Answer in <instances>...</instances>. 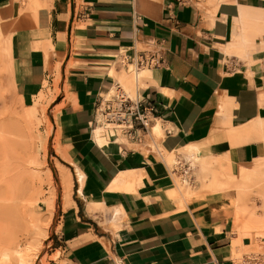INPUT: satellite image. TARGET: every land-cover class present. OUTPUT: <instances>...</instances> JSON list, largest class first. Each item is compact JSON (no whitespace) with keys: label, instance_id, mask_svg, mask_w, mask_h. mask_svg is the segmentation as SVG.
<instances>
[{"label":"crops","instance_id":"0c3cea01","mask_svg":"<svg viewBox=\"0 0 264 264\" xmlns=\"http://www.w3.org/2000/svg\"><path fill=\"white\" fill-rule=\"evenodd\" d=\"M241 6L264 0H47L35 26L8 38L15 94L31 107L44 93L57 163L73 179L54 203L51 264H234L233 191L184 196L175 180L193 171L179 153L189 144L236 173L260 156L264 49L232 52ZM143 58L158 63L136 75L121 63ZM122 74L155 107L160 137H97L95 107Z\"/></svg>","mask_w":264,"mask_h":264},{"label":"rangeland","instance_id":"374dc122","mask_svg":"<svg viewBox=\"0 0 264 264\" xmlns=\"http://www.w3.org/2000/svg\"><path fill=\"white\" fill-rule=\"evenodd\" d=\"M16 2L20 9H24L29 0ZM9 5L10 3L0 12V204L4 205L0 207V264H19L14 255L15 250L25 254L27 249L38 251V259L27 264H51L53 259L49 254L57 242L51 236L50 220L51 217L53 219L52 214L62 196V190L65 198L69 188L63 186L61 178L59 179V161L53 149L52 128L46 115V104L49 101H45L43 93L33 106L25 107L14 91V69L11 56L3 51V40L10 38L14 31L22 27L17 26ZM239 21L242 33L232 42V52L247 54L254 50H263L264 7L241 6ZM128 77L134 87L133 76L128 74ZM119 82L128 93L127 81L119 79ZM130 96L134 97L133 91ZM260 105L264 106V93L260 94ZM31 109H34L37 124L30 131L21 117ZM253 126L256 128L257 139L261 142L260 156L248 166L241 167L238 173L230 169L229 162L227 165L230 168H227V165H223V159L203 154L204 161L209 162L212 170L234 174L245 190L239 204L235 190L224 193L232 207L234 264H264V118L255 119ZM24 133L30 135L26 136ZM30 142L39 147L37 167L29 165L28 153L32 147ZM189 175L186 194L189 195L193 187L206 193L198 171L193 170ZM177 187L182 190V186ZM45 234L47 239H43ZM38 244L40 246L36 248Z\"/></svg>","mask_w":264,"mask_h":264},{"label":"bare ground","instance_id":"6f19581e","mask_svg":"<svg viewBox=\"0 0 264 264\" xmlns=\"http://www.w3.org/2000/svg\"><path fill=\"white\" fill-rule=\"evenodd\" d=\"M17 3L18 2H16V0L10 1V5L12 6L11 10L13 11V14H14L13 15L14 20H15L17 26H19V27H26V26L29 27V26H35L37 24L38 11H39V9H41V8L43 9L47 5V0H29V2L27 3V7H25L24 9H22V8L20 9L18 7ZM8 40L9 39L3 40V51L5 54H7L10 57L11 54H10V48H9ZM132 68L133 67L130 66L129 70H127V71L136 75L137 71H133ZM128 78H130V77H128L126 74H122V76H121L122 80L127 81L128 93H126L125 90L121 86L120 87L122 88V90L126 94V96H128L130 98H134V97L130 96V93L133 91V84L131 81H129ZM111 94H112V92L108 93L106 95V98H108ZM19 105H20V103H19ZM33 110L34 109H31V111L29 110L30 112L25 113V115H23V117H21V119L23 118V120L25 121L27 126H29L30 131L33 130V127L37 124L36 117L33 113ZM23 111L25 112V110H23ZM101 124L102 125H100V127L97 130V137H99L101 133L105 132L106 129L111 128V126L107 125V123H105V122L101 121ZM161 130L162 129H161L159 122L156 123V126L153 129V136L160 137L162 134ZM24 135L27 136L30 134L24 133ZM28 142L26 144H28ZM98 142L100 143L99 138H98ZM30 143H32V142H30ZM33 143H34V141H33ZM33 143H32V147L30 148L29 153H28L29 154L28 160H29V165H35L37 167V166H39V163H38L39 162V151H38L39 147H37L38 145L36 144V142H35V144L37 146H35ZM23 147H25V146L23 145ZM180 152L183 153V164H182V166L184 164H187L188 167L190 168V170H197L198 171V174L202 177L201 182H203L202 183L203 185L202 184L201 185L203 186V189L206 191V193H217V192L219 193V192H227V191L229 192V190H235L237 192V204H239L240 200L242 201V197L245 195V190H244L242 184L237 179V177L234 174L224 173V171H221V170L220 171L212 170L210 165H209V162L207 160H206L207 162L204 161L203 149L201 148L200 145L195 144V143L189 144L186 147H183V149H180L179 153ZM166 157H167V159H165V160H167L170 165L171 164H174V165L180 164L177 157H174L173 154L167 155ZM57 168L59 169V174H60V178L62 181V185L65 186L66 188H68V187L70 188L72 185V180H73L70 172L68 170L64 169L63 167H61L59 165V163H57ZM76 175H77L76 178L79 180V183L81 184L82 174L77 169H76ZM183 177L184 176L179 175V177L176 178L175 181H176V184L178 183L177 186L178 185L180 187L182 186V190L179 187L180 188L179 191L181 192V194H183L185 196V195H188V193L186 194V188H187L186 186L188 185V182H187L188 180L186 181ZM3 206L0 204V207H3ZM240 207H241V205H240ZM43 237H44L43 239L48 238L47 234H45ZM39 246H40L39 244H38V246L36 245V248ZM14 255H16V258L18 259L19 264H27V262H29V261L33 262L36 259H38V251L36 249H27V252L25 254L22 253L20 250H15Z\"/></svg>","mask_w":264,"mask_h":264},{"label":"built area","instance_id":"2783aa9c","mask_svg":"<svg viewBox=\"0 0 264 264\" xmlns=\"http://www.w3.org/2000/svg\"><path fill=\"white\" fill-rule=\"evenodd\" d=\"M121 63L126 68L133 65V70L139 71L157 65L158 61L155 58L147 60L143 58L129 63L126 59H122ZM154 113V106L144 105L138 95L134 98L126 96L119 84H116L108 98H102L95 107V115L99 120L101 119L102 122L111 126L107 129L109 137L123 134L130 139H140L142 134L153 129L155 125ZM99 120L96 121L97 124L100 123Z\"/></svg>","mask_w":264,"mask_h":264}]
</instances>
